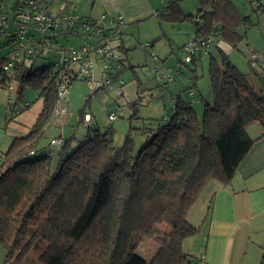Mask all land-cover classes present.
I'll return each mask as SVG.
<instances>
[{"label":"trees","instance_id":"trees-1","mask_svg":"<svg viewBox=\"0 0 264 264\" xmlns=\"http://www.w3.org/2000/svg\"><path fill=\"white\" fill-rule=\"evenodd\" d=\"M181 1L169 0L155 15L167 22L193 21L198 16L193 21L191 59H177L188 70L189 83L176 92L171 84L178 70L156 59L151 78L161 96L171 101V108L159 120L146 123L143 129L150 135L137 151L129 130L114 146L112 127L100 129L90 121L81 139L60 135L52 138L63 140L60 147H50V141L40 146L53 122L57 99L51 65H38L36 60L32 68L14 66L12 97L22 96L29 87L42 99V108L29 132L0 151L4 264H206L184 249V241L198 230L187 222V213L208 183L231 181L255 142L247 129L255 123L264 128V96L251 88L245 73L222 51L219 58L208 57L212 95L211 99L202 95L197 84L198 58L203 52L199 39L206 35L212 43L215 37L232 50L237 48L243 39L238 28L255 24L250 14H264V0H242L251 12L247 14L234 0H196V15H183ZM10 3L0 0V8ZM6 40L0 39V45ZM117 50L123 55L118 74L122 79V71L134 67L125 62L123 43ZM163 67L175 70L170 82L157 79ZM138 86L137 98L129 102L131 118L137 117ZM183 92L197 95L186 99ZM196 101L201 114L195 109ZM21 104L17 112L29 106L27 101ZM73 139L78 141L70 149ZM145 239L157 247L150 259L137 254ZM259 258V264H264V250Z\"/></svg>","mask_w":264,"mask_h":264},{"label":"crops","instance_id":"crops-1","mask_svg":"<svg viewBox=\"0 0 264 264\" xmlns=\"http://www.w3.org/2000/svg\"><path fill=\"white\" fill-rule=\"evenodd\" d=\"M69 1H71L72 6L81 14H83V12H85L89 6L90 12H92L96 4L101 6V12L103 13L105 12L111 16L121 15L124 19V25L121 28V38L119 43H123L126 49V56L128 58L129 47L127 45V41L129 40L128 36H130V31L128 30L131 29L129 24L133 23L135 24L136 28H138L140 25L139 23L145 19L155 18L158 20L155 15L156 11L163 9L169 0H159L160 3L158 4L157 2L158 5H156L154 0ZM183 1L184 0L180 2V9L182 10L183 15H189V13L183 9ZM195 4L198 8L196 0ZM84 16L91 17L90 14ZM160 22L167 21L159 20L158 23ZM180 22L167 23L176 24ZM167 29L168 28H166V30ZM137 33L139 35L138 29ZM194 33L195 28L193 24V34L189 35V37H194ZM171 34V31L167 34V32H165V30L161 27V37L165 38L169 43L171 53L177 55L175 50L172 48L174 42L173 38L175 35L174 33L172 35ZM146 44L151 45L149 47L144 46L143 49L145 50H147V48H151L154 44V41L149 40ZM184 44L185 43L183 42L179 43V49ZM210 47L227 52L232 50L230 45H227L226 42L215 37H213ZM209 52L210 56H216L215 52ZM176 58L178 59V57ZM164 60L166 59L164 58ZM125 62L130 65L128 59ZM233 64L236 65L234 62ZM253 70L256 76H251L250 80L252 81L247 78V82H249L251 88L256 93L264 96V82L261 81L262 79L260 81L258 79L259 75H264V68L261 70ZM131 72L132 74L136 73L134 69H131ZM248 73V71L245 73L246 77ZM188 83V76L184 75L180 78V80L176 79V81L171 85L172 88L177 92ZM254 83L255 86L259 84V90L254 88ZM134 84H136L135 78L130 79L128 83H124V86H122L123 96L125 95L128 98H133V92L137 96V84ZM24 90L22 96L14 95L12 97L11 102L9 103V105H11L12 113L7 114L6 107L8 103V93L4 89L0 88V151L7 150L13 138L22 137L29 132V128H31L37 117L36 115H38L42 108V99L37 98L35 93L34 100H28L24 97ZM195 95H197V93L190 95L188 92H183L182 94V96L186 99L192 98ZM136 96L135 98H137ZM135 98L129 99V101L131 102ZM206 98L208 99V97ZM22 100L29 102V106L26 109L17 112V108L19 105H22L21 103H23ZM67 104L68 99L65 103L66 107H68ZM68 113V117L65 115L67 122L69 118L71 119L73 117L71 112ZM83 113H85V111ZM87 114H89V112ZM89 115L91 124H94L92 122L91 114ZM78 116V122H80L82 120V114L79 113ZM66 121L61 122L63 125L53 121L50 127H48L46 130V136L43 140H41L40 146L46 147L50 139L59 137L60 135L64 138L69 137L72 134L74 135L75 132L69 133L68 136L63 134V129L61 127L64 126ZM82 127H84L85 130L78 136V139H81L86 132V127L84 124ZM263 131L264 128L260 123H255L247 129L248 135L255 139V142L252 144L250 150L238 165L231 181L227 183V185H222L215 181L208 183L197 201L187 213V222L197 227L198 230L196 234H193V236L186 239V242L184 241V249L188 254L197 258H201L206 264H259V257H261L264 250ZM78 139H73V144L70 145V149H72L77 144ZM113 145L119 146L120 144L116 145L113 143ZM5 255L6 253L4 249L0 246V264L5 263Z\"/></svg>","mask_w":264,"mask_h":264},{"label":"built area","instance_id":"built-area-1","mask_svg":"<svg viewBox=\"0 0 264 264\" xmlns=\"http://www.w3.org/2000/svg\"><path fill=\"white\" fill-rule=\"evenodd\" d=\"M196 20L198 16L193 21ZM123 23L121 15L111 16L105 12L98 17L84 16L69 0H11L10 5H3L0 39L7 40L0 45V88L8 93L7 114L12 113L9 103L16 87L11 79L14 66L32 68L36 60L51 65L50 78L57 93L54 118L61 119L67 113V89L75 80L87 81L92 92L111 90L117 103L124 86L118 75L123 67V55L117 50ZM209 43V36L199 39L203 51H207ZM193 44L195 38L191 37L182 46L183 60L187 62L194 51ZM159 73L157 79L170 82L175 72L163 67ZM116 109L119 111V104ZM113 112L112 109L108 112L109 120L118 114ZM89 121L90 115L83 113L82 123L87 125ZM49 141L50 147H60L63 143L61 138Z\"/></svg>","mask_w":264,"mask_h":264},{"label":"rangeland","instance_id":"rangeland-1","mask_svg":"<svg viewBox=\"0 0 264 264\" xmlns=\"http://www.w3.org/2000/svg\"><path fill=\"white\" fill-rule=\"evenodd\" d=\"M156 5L160 2L159 0H154ZM245 14L251 13L249 9L243 7L242 0H234ZM158 2V4H157ZM183 9L188 12L190 15H195L197 11V6L195 0H184L182 3ZM90 6L87 8L84 15H91V17H98L99 12L102 11L101 6L96 5L92 12H90ZM251 21L255 24L253 25H242L238 28V32L243 35L242 41L238 44L237 48L231 50L230 52L222 51L232 63H236L238 70L246 73L247 78L250 80L251 76L255 77L253 69L261 70L264 68V14H250ZM155 18H148L143 20L138 28L135 24H129L131 29L127 41L128 45V62L130 65L134 66L136 73L132 74L131 69L128 67L122 72L121 77L125 83H128L130 79H134L135 76L138 77L136 84L139 86L138 91V104L137 108V117L131 118V108L129 106V99L135 98L133 92V98H128L125 95L120 97V100L116 103L115 94L111 91H105L99 89L92 92L90 85L87 81L75 80L67 89V99L68 107L67 114L71 112L73 117L68 122L66 121V116H63L61 119L53 118V121L56 123H61L66 121L63 129V134L68 136L69 133L75 132L76 138L85 130L82 124V120L78 122V115L81 109L89 112L92 116V122L95 126L100 129H103L107 125L111 126L113 129L112 141L114 144L119 145L123 141V136L129 130L131 136L134 140V149H137L146 141L150 135L149 130L143 129L146 123L149 121L159 120L166 110L171 108V101L167 100L166 96H161L162 94L158 90L157 82L151 77V69L155 66L156 59L165 60L167 65L173 66L178 70L176 79L183 77L184 75L189 77V72L186 67L182 66L178 62L177 58H183L184 54L182 49L178 47L179 43H187L191 38L189 35L193 34V22L192 19L185 20L180 23L172 24L167 22H160ZM160 24V25H159ZM135 26V27H134ZM161 27L165 32L172 34L174 33V42L172 48L175 50L177 55L171 53V48H169V43L165 38L161 37ZM168 28L166 30V28ZM139 30V35L137 33ZM134 30V31H133ZM170 30V31H169ZM133 31V32H132ZM171 34V35H172ZM212 39V38H211ZM154 41V44L151 48L147 50L143 49L148 41ZM74 43H79V40L72 39ZM211 43L208 45V51H203L199 56L198 61V86L201 90L202 95L211 99L212 93L210 86L208 84L209 79L207 75L208 69V60L210 57V52L213 51L216 54V57L219 58L222 52L217 48L210 47ZM3 53V52H2ZM255 57H253V56ZM44 61H38V65H43ZM253 68V69H252ZM174 70V69H173ZM175 71V70H174ZM136 74V75H135ZM259 81L264 82V75H259ZM252 81V80H250ZM134 84V85H136ZM255 89H260L259 84L255 86ZM24 97L28 100H34L35 92L31 88H26L24 90ZM137 97V96H136ZM119 104V111L116 109V106ZM195 109L198 114H201V104L196 101L194 102ZM112 109L113 113H118L113 120H109L107 117L108 110ZM68 117V116H67ZM63 125V123H61ZM148 141V140H147ZM186 242V241H185ZM186 244V243H185ZM185 248V246H184ZM157 249L156 245L151 239H145L137 249V254L142 256L145 259H150ZM25 264H31L30 262H25Z\"/></svg>","mask_w":264,"mask_h":264}]
</instances>
